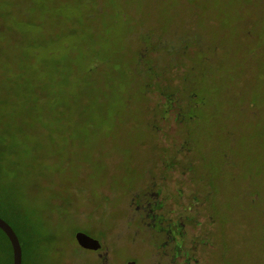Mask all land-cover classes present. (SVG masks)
<instances>
[{
    "label": "rangeland",
    "instance_id": "obj_1",
    "mask_svg": "<svg viewBox=\"0 0 264 264\" xmlns=\"http://www.w3.org/2000/svg\"><path fill=\"white\" fill-rule=\"evenodd\" d=\"M150 180L206 202L212 264H264V0H0V214L22 264L94 262L75 232L111 247ZM133 225L122 261L148 252Z\"/></svg>",
    "mask_w": 264,
    "mask_h": 264
},
{
    "label": "flooded vegetation",
    "instance_id": "obj_2",
    "mask_svg": "<svg viewBox=\"0 0 264 264\" xmlns=\"http://www.w3.org/2000/svg\"><path fill=\"white\" fill-rule=\"evenodd\" d=\"M168 101L170 105L173 99L169 98ZM168 164V167H171V164ZM178 184L182 182L178 181ZM136 187L139 191L132 190L127 201L125 200L123 227L116 238L110 242L111 247L100 237L92 236L100 241L101 247L83 248L87 252L96 254V260L94 262L89 260L87 263L137 264V259H140L141 264H212L215 246H201L195 241L202 237L216 241V230L211 223L208 205L206 202L198 201L199 193L189 195L191 204L185 205L186 193L182 186L170 191L167 186H160V182L154 183L150 180L146 185L136 184ZM190 213L194 216V220L188 217ZM109 224L111 225V221ZM133 224H137L144 230L141 243L148 252L144 255L129 251L131 258L122 261L113 243L121 237L124 245H132L136 236ZM129 225L133 227L130 228ZM185 251H187L186 256ZM206 253H209L208 260L204 259Z\"/></svg>",
    "mask_w": 264,
    "mask_h": 264
},
{
    "label": "water",
    "instance_id": "obj_3",
    "mask_svg": "<svg viewBox=\"0 0 264 264\" xmlns=\"http://www.w3.org/2000/svg\"><path fill=\"white\" fill-rule=\"evenodd\" d=\"M0 229L7 236L12 248V264H22V245L20 239L12 227L4 218L0 216ZM75 239L82 248L98 249L101 243L97 238H94L83 231L75 232Z\"/></svg>",
    "mask_w": 264,
    "mask_h": 264
},
{
    "label": "trees",
    "instance_id": "obj_4",
    "mask_svg": "<svg viewBox=\"0 0 264 264\" xmlns=\"http://www.w3.org/2000/svg\"><path fill=\"white\" fill-rule=\"evenodd\" d=\"M7 215H8V218H10V215H11V213H7ZM0 216L2 217V218H4L7 222H9L11 225H12V227L14 228V230L16 231V233H17V235H18V232H17V230H16V228L13 226V224L9 221V219H7L6 217H4V216H2L1 214H0ZM11 219V218H10ZM25 229H26V227H24ZM0 231L4 234V236L6 237V239H7V241H8V244H9V262H10V264H12V248H11V244H10V242H9V240H8V238H7V236L5 235V233L0 229ZM18 237H19V239H20V236L18 235ZM20 242H21V245H22V241H21V239H20ZM22 254H23V246H22ZM22 262H23V255H22Z\"/></svg>",
    "mask_w": 264,
    "mask_h": 264
}]
</instances>
